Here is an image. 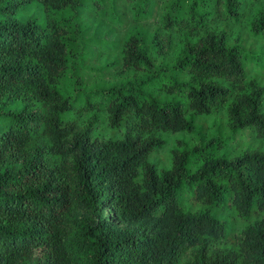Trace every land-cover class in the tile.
I'll use <instances>...</instances> for the list:
<instances>
[{"label":"trees","instance_id":"trees-1","mask_svg":"<svg viewBox=\"0 0 264 264\" xmlns=\"http://www.w3.org/2000/svg\"><path fill=\"white\" fill-rule=\"evenodd\" d=\"M165 1L118 0L122 16L156 26L146 45L130 34L120 59L152 72L155 56L178 51L175 67L188 76L184 102L115 89L101 118L90 102L75 106L55 89L67 67L70 21L55 13L69 8L91 27L90 12L101 17L116 0H0V264H264V145L231 158L172 150L160 169L149 160L157 133L188 130V113L223 107L230 129L264 142V86L246 78L239 49L218 29L244 21L264 39V9L253 10L264 0ZM33 3L41 15L23 17ZM102 124L119 135L104 137ZM190 153L201 154L194 172ZM182 187L200 205L257 218L225 246L224 223L207 208L183 209ZM77 204L92 215L74 217Z\"/></svg>","mask_w":264,"mask_h":264},{"label":"rangeland","instance_id":"rangeland-1","mask_svg":"<svg viewBox=\"0 0 264 264\" xmlns=\"http://www.w3.org/2000/svg\"><path fill=\"white\" fill-rule=\"evenodd\" d=\"M173 1L165 2L170 4ZM155 2L156 0H153V3ZM116 3L118 7L114 11L110 4H105V13L101 17L97 11H91V27L87 18L75 15V12L69 8L55 13L57 19L70 20L66 23L68 31L64 39L69 50L67 67L57 79L56 91L70 99L75 106L84 104L85 101L90 102L94 106L92 110H96L101 118L105 117L104 102L107 100V95L115 94L112 92L115 89H132L139 98H152L159 104L183 103L182 88L188 84V76L182 69L175 67L178 51L171 50L164 56H155L152 72L147 71L145 67L142 70H134L122 66L120 59L122 43L130 34H135L140 43L146 45L156 26H147V21L143 19L134 22L130 15L122 16L120 2L116 0ZM163 4L164 2L160 3V6ZM166 6L168 5H165V8ZM134 8L135 11L139 9L136 5ZM261 9H264V1L253 6L254 11ZM40 10L41 7L33 3L23 13V17L24 14L32 12L41 15ZM152 12L156 13V7ZM221 28L229 34L227 47L234 46L239 49L246 69V78H253L264 86V39L255 36L244 21L237 22L230 19L226 25L218 26V29ZM104 42H107L111 48L104 47ZM168 86H173V92L166 93L165 88ZM14 107L19 108L20 104L16 102ZM186 118L190 123L188 130L156 134L160 145L151 153L149 160L157 169L169 167L172 150L192 152L194 148H198L213 157L231 158L239 155L244 149L264 145V142L259 141L254 134L245 129H230L224 107L207 115L188 113ZM99 133L104 137L119 135V131L104 124L99 128ZM209 141L212 142L209 144ZM200 164L201 154L190 153L188 170L194 172ZM178 197L183 209L192 211L207 208L215 219L224 223L228 232L225 246L234 245L239 232L257 218L256 214L241 218L231 209L200 205L192 199L184 187ZM104 214L110 216L111 211L104 208ZM72 215L80 219L88 218L92 214L90 210L77 204L72 210Z\"/></svg>","mask_w":264,"mask_h":264}]
</instances>
